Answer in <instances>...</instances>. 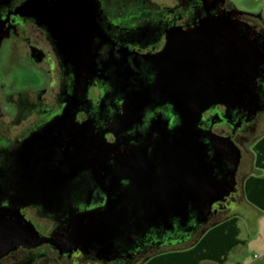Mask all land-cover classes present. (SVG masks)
<instances>
[{
    "label": "flooded vegetation",
    "instance_id": "af4514ba",
    "mask_svg": "<svg viewBox=\"0 0 264 264\" xmlns=\"http://www.w3.org/2000/svg\"><path fill=\"white\" fill-rule=\"evenodd\" d=\"M222 14L264 37L261 17L234 0H0V239L23 237L16 214L56 239L84 213L102 239L75 248L16 243L0 263L139 264L200 237L236 199L235 190L214 202L204 223L193 213L166 222L145 215L180 208L196 165L219 172L212 139L230 138L242 151L264 112L247 121L241 110L215 104L197 122H183L155 88L161 69L174 64L171 50L156 56L169 42L173 50L183 44L205 17ZM260 83L264 90V74ZM102 246L117 256L98 258L107 253Z\"/></svg>",
    "mask_w": 264,
    "mask_h": 264
},
{
    "label": "water",
    "instance_id": "95a60500",
    "mask_svg": "<svg viewBox=\"0 0 264 264\" xmlns=\"http://www.w3.org/2000/svg\"><path fill=\"white\" fill-rule=\"evenodd\" d=\"M170 50L172 54L169 56L174 58V64H166L161 69L154 85L165 93V101L179 112L183 122L184 116H190L185 122H197L202 112L215 104L225 105L228 111L241 110L246 114L247 121L264 111V90L260 83L264 74V37L249 24L224 14L207 16L183 44L173 50L169 42L156 57L167 56ZM211 145V161L217 162L219 172H214V164L210 170L196 165L190 175L189 197L184 200L180 198L181 207L148 209L145 214L148 219L158 215L166 222L170 216L187 219L189 213H193L198 223H204L212 211V204L224 200L236 190L240 148L230 138L226 142L212 139ZM194 155L197 162L202 159L197 148ZM187 202L191 204L189 209L182 206ZM8 212L6 226L10 231L14 224ZM89 215L75 216L73 222L60 228L59 237L54 239L40 236L32 222L16 214L17 227L23 237H2L0 255L8 252L16 243L33 247L49 242L59 248L67 243L75 248L82 241L102 240L95 237L98 235L95 225L86 224ZM152 222L148 220L146 226L152 225ZM78 234L83 237H77ZM98 250L107 252L98 255L100 259L111 260L117 256L112 247L102 246Z\"/></svg>",
    "mask_w": 264,
    "mask_h": 264
},
{
    "label": "rangeland",
    "instance_id": "374dc122",
    "mask_svg": "<svg viewBox=\"0 0 264 264\" xmlns=\"http://www.w3.org/2000/svg\"><path fill=\"white\" fill-rule=\"evenodd\" d=\"M236 8L244 12L258 14L264 23V0H234ZM264 133V112L260 113L256 119L255 130L249 134L250 141L246 143L241 151V158L239 163V179L244 178L247 174L264 175V170L256 169L252 166V145L259 136ZM236 187L235 200L221 208L220 213L213 217L210 225L230 216L238 217V226L240 228L239 237L245 239L243 245H238L234 250L228 254L226 264H264V212L249 203L242 191V182L238 192ZM191 237L181 243L172 246L164 247L155 252L149 253L139 263L142 264L148 257L167 250L182 249L193 244L197 238ZM0 264H6L1 262ZM88 264H96L94 261H89ZM200 264H217L211 261H203Z\"/></svg>",
    "mask_w": 264,
    "mask_h": 264
},
{
    "label": "trees",
    "instance_id": "16d2710c",
    "mask_svg": "<svg viewBox=\"0 0 264 264\" xmlns=\"http://www.w3.org/2000/svg\"><path fill=\"white\" fill-rule=\"evenodd\" d=\"M252 164L264 170V133L252 145ZM245 199L264 212V175L247 174L242 181ZM238 217L230 215L208 227L190 246L167 250L148 257L142 264H226L230 251L245 244L239 237Z\"/></svg>",
    "mask_w": 264,
    "mask_h": 264
},
{
    "label": "crops",
    "instance_id": "0c3cea01",
    "mask_svg": "<svg viewBox=\"0 0 264 264\" xmlns=\"http://www.w3.org/2000/svg\"><path fill=\"white\" fill-rule=\"evenodd\" d=\"M252 166H253V164H252ZM244 177H245V176H244ZM241 239H242V238H241ZM244 240H245V239H244ZM236 247H237V246H236ZM236 247H234L232 250H234ZM232 250H231V251H232ZM231 251H230V252H231ZM227 259H228V258H227ZM226 262H227V261H226Z\"/></svg>",
    "mask_w": 264,
    "mask_h": 264
}]
</instances>
